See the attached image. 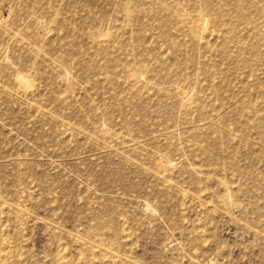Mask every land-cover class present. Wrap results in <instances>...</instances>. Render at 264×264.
Returning a JSON list of instances; mask_svg holds the SVG:
<instances>
[{
	"label": "rangeland",
	"instance_id": "1",
	"mask_svg": "<svg viewBox=\"0 0 264 264\" xmlns=\"http://www.w3.org/2000/svg\"><path fill=\"white\" fill-rule=\"evenodd\" d=\"M0 258L264 264V0H0Z\"/></svg>",
	"mask_w": 264,
	"mask_h": 264
},
{
	"label": "bare ground",
	"instance_id": "2",
	"mask_svg": "<svg viewBox=\"0 0 264 264\" xmlns=\"http://www.w3.org/2000/svg\"><path fill=\"white\" fill-rule=\"evenodd\" d=\"M125 7V6H124ZM157 8V7H156ZM49 10V9H48ZM51 11V10H50ZM48 12V11H47ZM51 14V13H50ZM47 15V14H46ZM177 15V14H176ZM179 15V14H178ZM49 18V17H48ZM179 19V18H178ZM183 19V18H182ZM207 20V19H206ZM181 21V20H180ZM207 22V21H206ZM128 24V23H127ZM199 24H200V22H199ZM193 27V26H192ZM197 27H199V26H197ZM204 27H206V26H204ZM204 29V28H203ZM194 30H195V28H194ZM208 31V30H207ZM194 32V31H193ZM197 34V33H196ZM193 35H194V33H193ZM199 35V34H198ZM40 39V38H39ZM42 39V38H41ZM195 39V38H194ZM199 39V38H198ZM40 41V40H39ZM42 41V40H41ZM113 59V58H112ZM146 67V66H145ZM130 68V67H129ZM137 68V67H136ZM145 69H147V68H144V70ZM134 70V69H133ZM136 70V69H135ZM148 70V69H147ZM136 72V71H135ZM147 72V74H148V71H146ZM130 73V72H129ZM126 74H127V72H126ZM140 74V73H139ZM143 75H145L144 73H142ZM131 75V74H130ZM133 75V74H132ZM141 75V74H140ZM140 75H138V76H140ZM136 76V75H135ZM137 76V77H138ZM141 77V76H140ZM140 77H139V79H140ZM130 78L132 79L133 77H131L130 76ZM134 79H137L136 77L134 78ZM144 79V78H143ZM140 80H142V77H141V79ZM134 81V80H133ZM138 81V80H137ZM132 82V81H131ZM140 82V81H139ZM142 82V81H141ZM144 82V81H143ZM148 82V81H147ZM138 82H136L135 84H137ZM141 83H139V86H141L140 85ZM143 85V84H142ZM137 86V85H136ZM154 86V85H153ZM181 90H183V89H181ZM184 91V90H183ZM182 91V92H183ZM188 91V90H187ZM185 92V91H184ZM189 94L188 95H190V92H188ZM183 94V93H182ZM185 94H187V93H185ZM182 96V95H181ZM188 97V96H187ZM190 97V96H189ZM180 98V97H179ZM191 99V98H190ZM181 100H185V99H181ZM189 102V101H188ZM107 111V110H106ZM112 116V115H111ZM110 118V117H109ZM109 121V120H108ZM107 121V122H108ZM106 122V123H107ZM102 130V129H101ZM133 130V129H132ZM99 132V131H98ZM140 143V142H139ZM164 161H167V160H165L164 159ZM168 162H170V161H168ZM172 163V162H171ZM163 168V167H162ZM166 171V170H165ZM19 177V176H18ZM168 181V180H167ZM166 183V182H165ZM90 184H92V183H90ZM175 185V184H174ZM11 206V205H10ZM19 210V209H18ZM21 211H23L22 209H21ZM20 210L18 211V212H21ZM78 218V217H77ZM95 219V218H94ZM77 220V219H76ZM77 222V221H76ZM107 223V222H106ZM85 225V224H84ZM96 225V224H95ZM100 226V225H99ZM55 227V226H54ZM92 228V227H91ZM99 228V227H98ZM90 229V228H89ZM105 228L103 227V226H100V228L98 229V230H104ZM108 230V229H107ZM95 231V230H94ZM90 232V231H89ZM96 232V231H95ZM102 233V232H101ZM80 238V237H79ZM100 240H102V239H100ZM93 242V241H92ZM82 243V242H81ZM89 243V242H88ZM91 243V242H90ZM91 244H93V243H91ZM99 244V243H98ZM92 246H95L94 244L92 245ZM94 248V247H93ZM97 248V247H96ZM100 249H101V247H100ZM3 250V249H2ZM108 252H109V250H108ZM110 253V252H109ZM60 254V253H59ZM12 256V255H11ZM60 257V256H59ZM66 256H64V258H65ZM117 258V257H116ZM119 258V257H118ZM1 259V258H0ZM67 259V258H66ZM65 259V260H66ZM61 260H63V259H61ZM64 260V261H65ZM61 262H63V261H61ZM70 262V261H69Z\"/></svg>",
	"mask_w": 264,
	"mask_h": 264
}]
</instances>
